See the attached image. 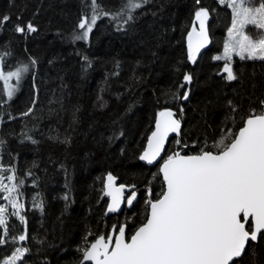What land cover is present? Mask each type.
Instances as JSON below:
<instances>
[{"label":"trees","instance_id":"16d2710c","mask_svg":"<svg viewBox=\"0 0 264 264\" xmlns=\"http://www.w3.org/2000/svg\"><path fill=\"white\" fill-rule=\"evenodd\" d=\"M137 2L142 6L124 23L127 14L112 19L124 0H97L107 15L97 19L86 40H75L80 19L92 15V0H0V16L11 17L0 27V70L28 66L14 80L12 98L0 95V168L15 175V184L23 181L17 196L25 218L22 224L7 216L0 262L22 247L28 251L18 264H79L80 249L113 226L126 225L130 236L144 222L149 189L155 198L163 187L158 166L139 160L159 111L172 110L181 124L165 160L174 152L196 154L205 143L213 145L223 128L236 130L233 119L241 123V116L260 108L264 61L234 56L237 79L228 81L225 61L214 59L223 53L229 8L217 0ZM201 7L209 10L210 43L191 63L186 38ZM28 22L36 32L14 31ZM185 74L192 81L181 88ZM184 91L187 100L174 98ZM228 101L237 113L230 112ZM109 174L132 189L126 197L132 192L136 197L120 214L106 216ZM236 264H264V238L250 244Z\"/></svg>","mask_w":264,"mask_h":264},{"label":"snow or ice","instance_id":"6c2138e0","mask_svg":"<svg viewBox=\"0 0 264 264\" xmlns=\"http://www.w3.org/2000/svg\"><path fill=\"white\" fill-rule=\"evenodd\" d=\"M196 2L199 4L200 0ZM217 2L231 9V26L227 28L223 54L216 55L214 59L225 61V78L233 81L237 79L231 66L234 55L241 60L264 61V0H260L259 4H254L253 0ZM91 6L92 15L80 19L78 28L82 31L74 36L75 40H86L97 19L107 15L99 9L97 0H92ZM141 6L137 0H124L121 9L112 14V19H122L127 14L124 21L127 23L133 19L131 12ZM208 18V9L201 7L195 11L192 30L187 34L189 61L195 62L197 53L209 42ZM10 19L6 14L0 16V27ZM196 22L199 24L198 30ZM249 26L257 30L258 39L247 33ZM14 31L26 34L34 33L37 29L28 22L25 25L16 24ZM31 62L36 63L35 60ZM27 71V65L14 71L0 70V81H3L0 95L6 94L11 99L15 89L9 82L13 78L19 81L22 73ZM183 81L181 88L191 83L192 76L185 74ZM174 98L187 100L189 92L184 91L182 96ZM259 104V109H250L246 116L240 117L241 123L233 119L236 130L223 128L222 138L213 145L205 143L196 154L174 152L169 155L159 169L163 176L161 192L152 198V190L149 189L144 222L130 238L126 234V225L118 229L113 226L115 235H100L80 249L83 255L79 264H236L246 254L250 244L264 238V100H260ZM228 105L231 113L238 112L232 101H228ZM229 118L231 116L225 120ZM180 129V120L174 118L172 110L165 108L159 111L155 117V130L147 137L146 147L139 159L153 164L164 150L169 134L179 135ZM176 143L179 144L180 140ZM2 171L4 169L0 168ZM4 179L0 175V193L16 210L12 215L17 216L23 224L25 218L19 209L24 205L15 198L23 181L9 186L4 184ZM6 179L12 182L16 177L8 175ZM114 179L109 174L104 185V194L111 198L108 212L119 210L123 200L131 206L136 197L135 192L124 197L125 186L115 187ZM36 207L42 205L37 204ZM6 211L5 207L0 206V226L7 223ZM7 233V227H4L0 245L7 243ZM26 238V232L18 236L21 242ZM16 239L13 237V241ZM27 251L17 248L4 264H17Z\"/></svg>","mask_w":264,"mask_h":264},{"label":"water","instance_id":"95a60500","mask_svg":"<svg viewBox=\"0 0 264 264\" xmlns=\"http://www.w3.org/2000/svg\"><path fill=\"white\" fill-rule=\"evenodd\" d=\"M194 21H195V19H194ZM192 27H193V24H192V26H191L190 31L192 30ZM196 27H197V30H198V29H199V24H198V22H196ZM209 43H210V39H209V42L206 44V46H205L204 48H202V49L200 50L199 53H197L196 58H197L201 53H203L204 51H206V49H207L208 46H209ZM187 44H188V42H187V38H186V45H187ZM187 50H188V47H187ZM191 63H193V62L191 61ZM174 118L177 119L175 116H174ZM153 130H155V121H154L153 128H152L151 131H153ZM180 130H181V129H180ZM150 134H151V132H150ZM150 134H149V135H150ZM149 135H148V136H149ZM148 136H147V137H148ZM179 136H180V133H179V135H177L176 133H170V134H169V137H168V139H167L166 142H165L164 150L161 152L160 157H158L157 160L153 162V164H148L146 161H141V160L139 159L140 162H141L142 164L148 166V167H155V166H158V173H159V169H160V167L162 166V164L164 163L163 158H164V155H165V149H166V146H167L168 142H169L171 139H178ZM146 144H147V139H146V142H145L144 148L146 147ZM144 148H143V149H144ZM142 152H143V150H142ZM142 152H141V154H142ZM141 154H140V155H141ZM159 176H160V179H161V181H162V183H163V176H162V174L159 173ZM114 186H115V187H119L120 185H117L116 182H114ZM131 190H132L131 188L124 187V192H123L124 197H126V193L131 192ZM104 193H105V187H104ZM104 195H105V194H104ZM105 198H106V200H107L106 208H105V214H106V216L120 214V213L123 212L124 209L126 208V200H123V201L121 202V205H120V209H119V210H117L116 212H108V211H107V207H108V204L111 202V198L108 197V196H106V195H105ZM108 234H113V235H115L116 232H115V230H111ZM108 234H107V235H108ZM126 234H127V230H126ZM132 234H133V233H132ZM132 234H131V235H132ZM131 235H130V236H131ZM130 236H127V237L130 238ZM93 242H94V241H93ZM81 259H82V257H81ZM86 264H91V262H86Z\"/></svg>","mask_w":264,"mask_h":264},{"label":"rangeland","instance_id":"374dc122","mask_svg":"<svg viewBox=\"0 0 264 264\" xmlns=\"http://www.w3.org/2000/svg\"><path fill=\"white\" fill-rule=\"evenodd\" d=\"M259 2H260V0H253V3L254 4H259ZM231 10V9H230ZM231 26V25H230ZM247 33L250 35V36H252L254 39H258L259 38V35H258V33H257V30L254 28V27H251V26H249L248 28H247ZM223 54V53H222ZM235 56V55H234ZM233 56V57H234ZM14 80H15V78H13L9 83L13 86V84H14ZM3 82V81H2ZM0 175H3L4 177H5V179H4V184H6V185H11V184H15L14 183V181H12V182H9L7 179H6V177L8 176V175H13L12 174V172L9 174H5L3 171L2 172H0ZM131 195V194H130ZM128 197V196H127ZM15 198L17 199V201L19 202V200H18V196L16 195L15 196ZM20 203V202H19ZM126 205H127V202H126ZM0 206H3V207H5L6 209H7V211H6V213H5V215H6V217L8 216V215H11V216H13L14 218H16L18 221H20L19 220V218L17 217V216H14V215H12V213L14 212V211H16L15 209H13L12 207H11V205L9 204V202L7 201V200H5V199H3V193H0ZM19 212H20V214H21V209H19ZM0 227H2V228H4L5 226H0ZM18 242H19V244H22V242L21 241H19L18 240ZM18 248H22V247H18ZM9 257H7V258H5V259H3L1 262H0V264H4V262L8 259ZM19 261V260H18ZM18 261H17V264H18Z\"/></svg>","mask_w":264,"mask_h":264}]
</instances>
